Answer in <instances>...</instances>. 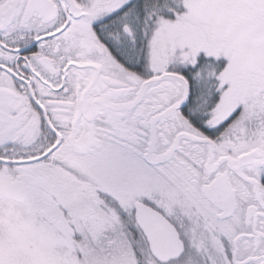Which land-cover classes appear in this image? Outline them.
<instances>
[{
	"label": "snow or ice",
	"instance_id": "6c2138e0",
	"mask_svg": "<svg viewBox=\"0 0 264 264\" xmlns=\"http://www.w3.org/2000/svg\"><path fill=\"white\" fill-rule=\"evenodd\" d=\"M249 11L264 25V0H0V166L79 158L129 190L137 264L145 243L264 264V29L246 60L217 24Z\"/></svg>",
	"mask_w": 264,
	"mask_h": 264
},
{
	"label": "flooded vegetation",
	"instance_id": "af4514ba",
	"mask_svg": "<svg viewBox=\"0 0 264 264\" xmlns=\"http://www.w3.org/2000/svg\"><path fill=\"white\" fill-rule=\"evenodd\" d=\"M250 17L253 28L264 29V25L251 11L233 13L229 18L225 16L217 21L222 34L242 52L246 60H249L246 43L249 29H245V23ZM230 32L233 35H228ZM253 40L257 42L256 39ZM4 174H8L13 181H25L27 176L40 180V182L36 180L38 184L28 183L26 202L11 201L16 203L20 210L28 213L36 209H46V211L64 209L66 221L63 227L69 230V239L78 238L81 244L87 242L112 244L113 248L111 245L106 247L114 253L120 250V245L117 243L119 239L111 237L109 231L112 228L116 238H119L121 221L125 216L120 213L117 202L130 208L131 192L111 182L88 161L76 158L54 165L0 166V181ZM71 210L76 211L74 216L69 213ZM128 217L132 224L131 217ZM114 253L108 252L107 255L111 257Z\"/></svg>",
	"mask_w": 264,
	"mask_h": 264
},
{
	"label": "rangeland",
	"instance_id": "374dc122",
	"mask_svg": "<svg viewBox=\"0 0 264 264\" xmlns=\"http://www.w3.org/2000/svg\"><path fill=\"white\" fill-rule=\"evenodd\" d=\"M226 18H229V15ZM251 18H248L247 22L245 21L246 26L244 25L245 29H249L246 42L249 60L256 53L262 34V28L252 27ZM228 35L233 34L230 32ZM63 210L36 209L27 213L20 210L16 203L5 200L0 194V264H137V257L124 235L132 225L128 216L121 221L119 238H116L112 228L109 231L111 237L119 239L117 243L120 250L114 253L113 250H107V244L100 242L81 244L78 238L69 239V230L63 227L66 221ZM69 213L74 216L76 211L71 210ZM110 245L113 248L112 244L107 246ZM143 249L144 256L141 259L144 264H155V261L146 254V244L143 245ZM108 252L114 255L110 257L107 255Z\"/></svg>",
	"mask_w": 264,
	"mask_h": 264
},
{
	"label": "water",
	"instance_id": "95a60500",
	"mask_svg": "<svg viewBox=\"0 0 264 264\" xmlns=\"http://www.w3.org/2000/svg\"><path fill=\"white\" fill-rule=\"evenodd\" d=\"M33 176H27L25 181H13L8 174H4L0 181V193L5 200L24 203L28 200V183H37ZM140 222L145 225L157 240L155 251L161 258L173 255V236L167 221L158 213L141 212Z\"/></svg>",
	"mask_w": 264,
	"mask_h": 264
},
{
	"label": "trees",
	"instance_id": "16d2710c",
	"mask_svg": "<svg viewBox=\"0 0 264 264\" xmlns=\"http://www.w3.org/2000/svg\"><path fill=\"white\" fill-rule=\"evenodd\" d=\"M146 244V243H145ZM146 247H148V245L146 244ZM146 254H147V256H150L151 257V255L147 252V250H146Z\"/></svg>",
	"mask_w": 264,
	"mask_h": 264
}]
</instances>
